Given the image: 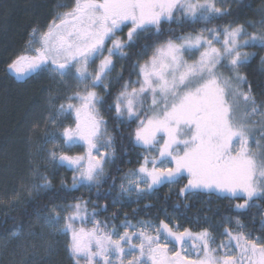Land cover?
<instances>
[{"label":"snow or ice","instance_id":"6c2138e0","mask_svg":"<svg viewBox=\"0 0 264 264\" xmlns=\"http://www.w3.org/2000/svg\"><path fill=\"white\" fill-rule=\"evenodd\" d=\"M257 57L264 72V0H57L5 68L50 83L5 205L34 201L35 221L13 218L0 264H58L49 237L66 238L70 264H264V79L245 71ZM199 193L228 211L190 216Z\"/></svg>","mask_w":264,"mask_h":264},{"label":"trees","instance_id":"16d2710c","mask_svg":"<svg viewBox=\"0 0 264 264\" xmlns=\"http://www.w3.org/2000/svg\"><path fill=\"white\" fill-rule=\"evenodd\" d=\"M25 1L0 0V181L2 180L4 174L10 173L11 170L13 177L11 179L8 177L5 180L7 182L3 185V188L11 191L14 187H18L17 177L25 172V159L28 152H34L33 148L35 146L33 145L30 147L26 142V139H23V135L28 130L29 119L33 118V109L35 108L37 101L42 100L50 81L47 74H43L39 77L32 75V77L29 76V80L20 81L19 79L7 74L5 72V68L7 63L10 62L9 57L19 53L33 23L37 20L44 21L48 17V14L52 11L53 5L57 3V0ZM66 2L70 3V0H66ZM246 3L251 6V9H255L260 5L261 0H246ZM249 16H251L250 11ZM257 61L258 57L257 60H254L245 70L249 78L253 80L264 79V72L261 71ZM117 67H119V65H117ZM12 142H17L14 145L19 144L18 152L20 154V158L16 161L17 164L13 165H11L9 160H5V162H2L1 160V156L4 155V148L10 146L9 144L13 145ZM26 149L28 150L27 153ZM10 155L11 154L8 156ZM124 159H127V157ZM134 166V164L125 165L123 161L120 163L121 168ZM113 174L119 175V173ZM61 175L70 178L72 173L70 171L64 172L61 170L53 178L54 184L58 183ZM2 182L3 181L0 183ZM182 183H184V181L181 182V185L173 186L172 192L169 193V198L167 200L168 205H171L178 199L176 193L178 192L179 187L182 186ZM1 186L0 188H2ZM104 187H107V185H104ZM166 192H169L167 185L162 187L156 194L158 199L150 198L151 202L159 206V204L164 201V194ZM9 193L12 194L13 192ZM76 195H80V193H76ZM84 195L87 196L88 193L85 192ZM92 199L95 200L96 197L93 196ZM104 202L105 201L103 199L98 201V203ZM188 202L190 204V208L188 209L190 216L197 214L203 216L206 212L211 215L210 210L218 208L220 212L217 213V217H214V219L218 218L220 214L226 213L228 211L227 205L230 203L228 199L217 198V196L209 195L208 193H199L195 197L190 198ZM235 202L236 201H232L231 203ZM143 203H145V201H141V204ZM261 203L264 204V201ZM181 204H183V201H181ZM34 206L35 202L33 201L29 202L27 205L22 204L18 209H13L12 211L0 212V239L7 238L14 230V217L18 220H23L24 225L27 222L34 221ZM134 206L135 205L133 204H127L121 209V212L130 211ZM114 207L116 206L109 207V213ZM169 211H171V207L169 208ZM252 211H256V209H253ZM26 212L30 213V215L26 214ZM141 215H143V213ZM243 219L247 221L249 216L246 215ZM181 223L184 226H188L187 220H182ZM193 230L195 231L198 229L194 228ZM217 239L219 240L220 237ZM65 242L66 238L63 242L61 241V243L57 245L56 261L58 264H70L68 256L64 250Z\"/></svg>","mask_w":264,"mask_h":264},{"label":"rangeland","instance_id":"374dc122","mask_svg":"<svg viewBox=\"0 0 264 264\" xmlns=\"http://www.w3.org/2000/svg\"><path fill=\"white\" fill-rule=\"evenodd\" d=\"M126 31V30H125ZM34 118V117H33ZM26 133H27V131L24 133V135H23V139L25 140L26 139ZM21 142V141H20ZM15 143H17V142H12V144L13 145H11V144H9L10 146H8V147H6V148H4V152H3V154L4 155H2L1 156V160H2V162H5V160H9L10 161V163H11V165H13V164H17L16 163V161H17V159L18 158H20L19 156H20V154H19V144H17V145H14ZM35 146V145H34ZM34 150H35V147L33 148ZM81 149H73L72 151L73 152H78V151H80ZM28 152V150L26 149V153ZM9 154H11L10 156H8ZM8 156V157H7ZM12 178L13 177V175H12V172H11V170H10V173H5L4 174V176H3V178H2V180L1 181H3L2 183H0V186L2 187V188H0L1 189V191H0V212H9V211H12L13 209H11V208H8V207H6L5 205H6V203H7V201H8V199H10V198H12L13 197V195H14V192H15V190L18 188V187H14L13 188V190L11 191V190H7L6 188H3V185L5 184V182H7V181H5L7 178ZM0 181V182H1ZM11 182V181H10ZM9 182V183H10ZM4 192H6V193H4ZM9 192H13L12 194H10ZM9 193V194H8ZM25 195H26V193H25ZM22 204H19V205H17V207L15 208V209H18L20 206H21ZM35 221V220H34ZM34 221H30V222H27L24 226H25V229H27V227H28V225H29V223H32V222H34ZM37 231H40V228H39V226H37ZM5 239L6 238H4V239H0V245H2L3 244V242L5 241ZM49 239H51V240H53V241H55L56 242V245H59L60 243H61V241L63 242V240L65 239V237H49ZM3 259L5 260V264H7V258L6 257H3Z\"/></svg>","mask_w":264,"mask_h":264},{"label":"water","instance_id":"95a60500","mask_svg":"<svg viewBox=\"0 0 264 264\" xmlns=\"http://www.w3.org/2000/svg\"><path fill=\"white\" fill-rule=\"evenodd\" d=\"M10 76H15V75H13V74H9ZM28 75H30V74H27V75H25L24 77H22V78H20V81H24V79H26L27 77H28Z\"/></svg>","mask_w":264,"mask_h":264},{"label":"bare ground","instance_id":"6f19581e","mask_svg":"<svg viewBox=\"0 0 264 264\" xmlns=\"http://www.w3.org/2000/svg\"><path fill=\"white\" fill-rule=\"evenodd\" d=\"M25 1V0H24ZM26 2V1H25ZM49 3V2H48ZM37 7V6H35ZM46 9V8H45ZM9 14V13H8ZM13 19V18H12ZM119 65V64H118ZM3 77V76H2ZM8 81V80H7ZM25 83V82H24ZM28 84V83H27ZM19 85V84H18ZM30 87V86H29ZM30 95V94H29ZM3 212V211H2ZM7 214V213H6ZM3 216V215H2ZM5 217V216H4Z\"/></svg>","mask_w":264,"mask_h":264},{"label":"flooded vegetation","instance_id":"af4514ba","mask_svg":"<svg viewBox=\"0 0 264 264\" xmlns=\"http://www.w3.org/2000/svg\"><path fill=\"white\" fill-rule=\"evenodd\" d=\"M29 76H31L32 77V75H28V77L24 80V81H26L28 78H29ZM15 77V76H14ZM16 78V77H15ZM20 80V79H19ZM29 80V79H28Z\"/></svg>","mask_w":264,"mask_h":264}]
</instances>
